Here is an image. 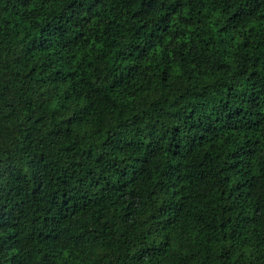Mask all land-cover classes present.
I'll use <instances>...</instances> for the list:
<instances>
[{"label": "trees", "instance_id": "1", "mask_svg": "<svg viewBox=\"0 0 264 264\" xmlns=\"http://www.w3.org/2000/svg\"><path fill=\"white\" fill-rule=\"evenodd\" d=\"M0 264H264V0H0Z\"/></svg>", "mask_w": 264, "mask_h": 264}]
</instances>
